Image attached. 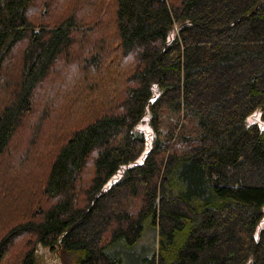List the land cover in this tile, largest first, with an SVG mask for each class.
Listing matches in <instances>:
<instances>
[{
    "label": "trees",
    "instance_id": "16d2710c",
    "mask_svg": "<svg viewBox=\"0 0 264 264\" xmlns=\"http://www.w3.org/2000/svg\"><path fill=\"white\" fill-rule=\"evenodd\" d=\"M254 114L264 0H0V264H264Z\"/></svg>",
    "mask_w": 264,
    "mask_h": 264
},
{
    "label": "rangeland",
    "instance_id": "374dc122",
    "mask_svg": "<svg viewBox=\"0 0 264 264\" xmlns=\"http://www.w3.org/2000/svg\"><path fill=\"white\" fill-rule=\"evenodd\" d=\"M258 122L260 126L264 127V119L261 118L260 114H254L250 118V122ZM142 128L146 131V134H148V138L152 139L151 130L148 124V119L142 124ZM264 225V216L258 225L256 235H258L259 230ZM155 234V231H154ZM157 234V232H156ZM153 232L152 229H147L144 236L141 238V247L137 253H133V255L128 256V261H132L133 264H136L137 261H140L142 259L149 258L152 254L153 249ZM39 254L45 261L49 262L50 264H60L59 262V252H50L49 250L40 247L39 248ZM144 263V261L142 260Z\"/></svg>",
    "mask_w": 264,
    "mask_h": 264
}]
</instances>
